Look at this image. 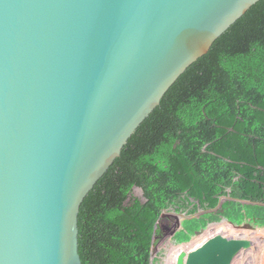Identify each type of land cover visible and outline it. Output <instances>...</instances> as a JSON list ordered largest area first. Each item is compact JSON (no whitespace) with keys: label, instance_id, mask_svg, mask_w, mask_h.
I'll return each mask as SVG.
<instances>
[{"label":"water","instance_id":"1","mask_svg":"<svg viewBox=\"0 0 264 264\" xmlns=\"http://www.w3.org/2000/svg\"><path fill=\"white\" fill-rule=\"evenodd\" d=\"M257 1L0 0V264H82V201L170 86ZM170 216V238L186 217L163 211L151 259ZM257 248L216 232L175 264H235Z\"/></svg>","mask_w":264,"mask_h":264},{"label":"trees","instance_id":"2","mask_svg":"<svg viewBox=\"0 0 264 264\" xmlns=\"http://www.w3.org/2000/svg\"><path fill=\"white\" fill-rule=\"evenodd\" d=\"M164 210L188 217L175 245L223 219L264 228V0L177 78L86 195L82 264H160Z\"/></svg>","mask_w":264,"mask_h":264},{"label":"rangeland","instance_id":"3","mask_svg":"<svg viewBox=\"0 0 264 264\" xmlns=\"http://www.w3.org/2000/svg\"><path fill=\"white\" fill-rule=\"evenodd\" d=\"M169 218L170 217H168V219ZM175 222H174V219H173V222H171V223L174 224ZM229 226L230 225L228 223H225V222L212 224L211 227L207 231H205L204 233H202L200 235H197V236L193 237L190 244H184V245H181V246H174V244L171 241L170 236L169 235H165V233L168 232L169 230L166 231V226H165V223H164V227L162 226L163 230L160 227L158 228L157 233H156V238H155V241H154L155 242L154 246H156V248H157L156 255H158L160 257V260H161L160 264H175L176 255L181 249H183V248L184 249L192 248V247H194L196 245V243L198 241H201L200 239H202L203 236L207 237V235H211L210 232H212V234H213L214 230L218 231V230H222V228L223 229H227L226 227H229ZM168 227H169V225H168ZM236 230H239L240 232H243L244 235L247 236V237H252L251 236L252 233H253L252 235L255 234V232L251 233L250 230H247V229H234L233 231H236ZM218 232H220V231H218ZM223 233H225V232H223ZM247 233H248V235H247ZM230 235H233V234H230ZM255 241H256V245H258L259 244V239L257 237H256ZM248 252L252 256V254H251L252 251H248ZM244 262L246 263L245 259H244Z\"/></svg>","mask_w":264,"mask_h":264},{"label":"bare ground","instance_id":"4","mask_svg":"<svg viewBox=\"0 0 264 264\" xmlns=\"http://www.w3.org/2000/svg\"><path fill=\"white\" fill-rule=\"evenodd\" d=\"M227 229H223L222 230H218L220 232H225L226 234H233V235H244L243 232H240L239 230H236V231H233L234 227L232 226H229V227H226ZM214 230L213 233H216L218 231ZM252 233V231H250ZM209 233V232H208ZM212 234V232H210ZM253 234V233H252ZM251 236L256 240V237L259 239V244L257 245L258 248H257V251L255 252H252V258H251V255L249 254V252L245 253V254H242L241 256L238 257L237 261L235 264H264V229L263 228H258L256 231H255V234ZM248 235V233H247ZM209 235H207L208 237ZM256 236V237H255ZM206 236H203L202 239H200L201 241H198L196 243V245L200 244L203 240H205L207 238ZM195 245V246H196ZM244 259L246 261V263L244 262Z\"/></svg>","mask_w":264,"mask_h":264},{"label":"flooded vegetation","instance_id":"5","mask_svg":"<svg viewBox=\"0 0 264 264\" xmlns=\"http://www.w3.org/2000/svg\"><path fill=\"white\" fill-rule=\"evenodd\" d=\"M137 191H138L139 194H141V191H140V190H137ZM168 213L174 214L175 212L168 211ZM183 214H185V213H183ZM185 218H187V216H186ZM173 219H174V222H175L176 219H175L173 216H170L169 219H165V218L163 219V218H162L161 221H165V222H167L168 225L173 226V225L176 223V222H175L174 224L171 223V222H173ZM183 219H184V218H183ZM183 219H182V220H183ZM162 226H163V224L160 226V228L163 230V227H164V226H163V227H162ZM177 231H178V230H177ZM177 231H176V232H177ZM251 258H252V256H251Z\"/></svg>","mask_w":264,"mask_h":264},{"label":"clouds","instance_id":"6","mask_svg":"<svg viewBox=\"0 0 264 264\" xmlns=\"http://www.w3.org/2000/svg\"><path fill=\"white\" fill-rule=\"evenodd\" d=\"M140 190V189H139ZM164 211H166V210H164ZM173 212V211H172ZM163 213V212H162ZM164 219V218H163ZM165 219H168V217H165ZM182 221V220H181ZM164 223H165V221H162V224H163V226H164ZM220 223V222H219ZM216 224V223H215ZM165 226L167 227V223H165ZM159 228V227H158ZM158 228H157V230H158ZM180 228H181V225H180ZM154 229H155V227H154ZM157 233V232H156ZM175 245V244H174ZM155 257V256H154Z\"/></svg>","mask_w":264,"mask_h":264}]
</instances>
